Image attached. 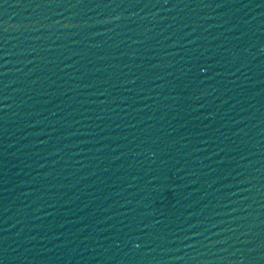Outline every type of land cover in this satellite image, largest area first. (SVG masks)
Masks as SVG:
<instances>
[{
    "label": "water",
    "instance_id": "water-1",
    "mask_svg": "<svg viewBox=\"0 0 264 264\" xmlns=\"http://www.w3.org/2000/svg\"><path fill=\"white\" fill-rule=\"evenodd\" d=\"M0 264H264V0H0Z\"/></svg>",
    "mask_w": 264,
    "mask_h": 264
}]
</instances>
